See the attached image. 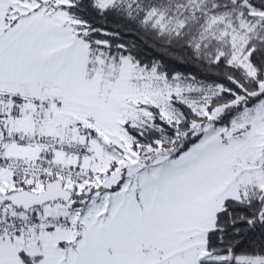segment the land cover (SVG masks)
<instances>
[{
    "label": "snow or ice",
    "instance_id": "1",
    "mask_svg": "<svg viewBox=\"0 0 264 264\" xmlns=\"http://www.w3.org/2000/svg\"><path fill=\"white\" fill-rule=\"evenodd\" d=\"M0 264H264V0H0Z\"/></svg>",
    "mask_w": 264,
    "mask_h": 264
}]
</instances>
